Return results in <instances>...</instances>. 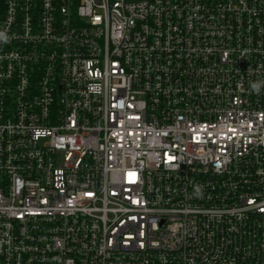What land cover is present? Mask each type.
Wrapping results in <instances>:
<instances>
[{
    "label": "built area",
    "instance_id": "obj_1",
    "mask_svg": "<svg viewBox=\"0 0 264 264\" xmlns=\"http://www.w3.org/2000/svg\"><path fill=\"white\" fill-rule=\"evenodd\" d=\"M0 264H264V0H0Z\"/></svg>",
    "mask_w": 264,
    "mask_h": 264
},
{
    "label": "clouds",
    "instance_id": "obj_2",
    "mask_svg": "<svg viewBox=\"0 0 264 264\" xmlns=\"http://www.w3.org/2000/svg\"><path fill=\"white\" fill-rule=\"evenodd\" d=\"M253 88L255 89V88H258V86L257 85H253Z\"/></svg>",
    "mask_w": 264,
    "mask_h": 264
}]
</instances>
